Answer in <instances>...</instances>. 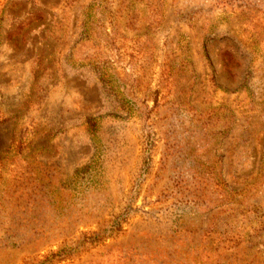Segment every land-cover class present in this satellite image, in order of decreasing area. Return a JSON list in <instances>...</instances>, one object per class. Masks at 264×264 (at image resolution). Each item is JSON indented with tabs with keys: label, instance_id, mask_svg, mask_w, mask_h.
Segmentation results:
<instances>
[{
	"label": "rangeland",
	"instance_id": "374dc122",
	"mask_svg": "<svg viewBox=\"0 0 264 264\" xmlns=\"http://www.w3.org/2000/svg\"><path fill=\"white\" fill-rule=\"evenodd\" d=\"M0 264H264V0H0Z\"/></svg>",
	"mask_w": 264,
	"mask_h": 264
},
{
	"label": "trees",
	"instance_id": "16d2710c",
	"mask_svg": "<svg viewBox=\"0 0 264 264\" xmlns=\"http://www.w3.org/2000/svg\"><path fill=\"white\" fill-rule=\"evenodd\" d=\"M59 254V253H58ZM58 254H52L51 256H50V258H56L55 256H58Z\"/></svg>",
	"mask_w": 264,
	"mask_h": 264
}]
</instances>
